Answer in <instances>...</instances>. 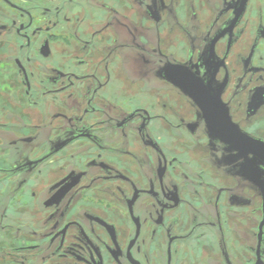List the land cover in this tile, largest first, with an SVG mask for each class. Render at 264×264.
Masks as SVG:
<instances>
[{"label":"flooded vegetation","instance_id":"af4514ba","mask_svg":"<svg viewBox=\"0 0 264 264\" xmlns=\"http://www.w3.org/2000/svg\"><path fill=\"white\" fill-rule=\"evenodd\" d=\"M0 264H264V0H0Z\"/></svg>","mask_w":264,"mask_h":264},{"label":"water","instance_id":"95a60500","mask_svg":"<svg viewBox=\"0 0 264 264\" xmlns=\"http://www.w3.org/2000/svg\"><path fill=\"white\" fill-rule=\"evenodd\" d=\"M203 111H205V110H203ZM226 113H227V111H226ZM208 116H209V114H207V117ZM212 120H213V118H212ZM220 126H228V127L232 126L233 127V124L231 123V120H230V117L228 114L225 116V120H224L223 124H218L214 121L208 122V127H209V130H210V133L212 134V136L216 137L220 134V130L218 128ZM217 138H219V137H217ZM224 142L229 143V141L226 139H224Z\"/></svg>","mask_w":264,"mask_h":264}]
</instances>
